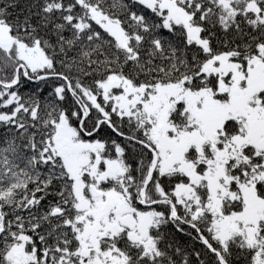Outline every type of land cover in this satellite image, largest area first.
<instances>
[{"label":"snow or ice","instance_id":"1","mask_svg":"<svg viewBox=\"0 0 264 264\" xmlns=\"http://www.w3.org/2000/svg\"><path fill=\"white\" fill-rule=\"evenodd\" d=\"M0 264H264V0H0Z\"/></svg>","mask_w":264,"mask_h":264}]
</instances>
